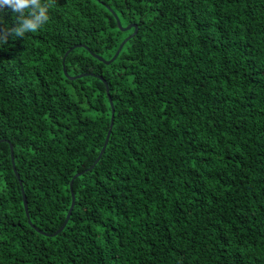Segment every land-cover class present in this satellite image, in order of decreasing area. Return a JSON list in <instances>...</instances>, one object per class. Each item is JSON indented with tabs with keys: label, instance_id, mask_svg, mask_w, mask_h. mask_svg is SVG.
Wrapping results in <instances>:
<instances>
[{
	"label": "trees",
	"instance_id": "16d2710c",
	"mask_svg": "<svg viewBox=\"0 0 264 264\" xmlns=\"http://www.w3.org/2000/svg\"><path fill=\"white\" fill-rule=\"evenodd\" d=\"M49 15L0 46V264H264V0Z\"/></svg>",
	"mask_w": 264,
	"mask_h": 264
},
{
	"label": "clouds",
	"instance_id": "9594fccd",
	"mask_svg": "<svg viewBox=\"0 0 264 264\" xmlns=\"http://www.w3.org/2000/svg\"><path fill=\"white\" fill-rule=\"evenodd\" d=\"M53 0H0V46L7 45L11 37L23 38L36 33L49 21ZM6 10L12 13L10 24Z\"/></svg>",
	"mask_w": 264,
	"mask_h": 264
},
{
	"label": "water",
	"instance_id": "95a60500",
	"mask_svg": "<svg viewBox=\"0 0 264 264\" xmlns=\"http://www.w3.org/2000/svg\"><path fill=\"white\" fill-rule=\"evenodd\" d=\"M117 21H118V26H119V28L122 29L123 31H130V30H132V29H135V32H134V34H133L132 36H130L129 38H127V39L122 43V45L120 46V48H119L117 54L115 55V57L113 58V60H112L111 62H113V61L116 60V58L119 56V54L121 53V51H122L123 47L126 45V43H127L128 41H130V40H131V39L137 34V32H138V29H137L136 25H129L127 28H122V25H121V23L119 22L118 18H117ZM78 47H80V46H76V47L72 48L71 50H69V51L67 52V54H66V57H67V56H68V55H69L74 49H76V48H78ZM64 61H65V59H64ZM111 62H108V63H111ZM64 70H65V74L68 76L67 70H66V69H64ZM81 77H82V76L71 77V79H78V78H81ZM110 103H111V106H112V108H113V101H112L111 98H110ZM113 112H114V110H113ZM113 125H114V115H113V117H112L111 130H110V132H109V134H108V136H107V140H106L105 146H104V148H103V150H102V152H101V154H100V156H99V158H98V160L96 161L95 164H97V163L101 160L103 154L105 153V150H106V147H107V145H108L109 138H110V135H111V131H112V129H113ZM2 141H4V140H2ZM2 141H1V142H2ZM1 142H0V143H1ZM11 152H12V162H13V167H14V170H15V173H16L17 177L19 178V175H18L17 170H16V167H15V160H14V154H13V147H11ZM79 175H80V174H79ZM79 175H77V176L74 178V180H75ZM74 180H73V182L71 183V189H72V186H73ZM22 194H23V198H24L25 211H26L27 217L29 218L28 203H27V198H26L25 191H24L23 188H22ZM72 196H73L72 206H71L70 212H69V214H68L67 221L64 223V225H63V226H62V227H61L56 233H54L53 235H50V236H56V235H58L60 232L63 231L64 227L67 225V223H68V221H69V218H70V216H71V214H72V211H73V209H74V207H75V196H74V193H73V192H72Z\"/></svg>",
	"mask_w": 264,
	"mask_h": 264
}]
</instances>
